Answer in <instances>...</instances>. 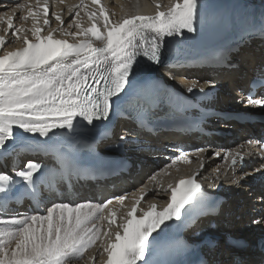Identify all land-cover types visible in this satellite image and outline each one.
Wrapping results in <instances>:
<instances>
[{
    "label": "snow or ice",
    "instance_id": "obj_1",
    "mask_svg": "<svg viewBox=\"0 0 264 264\" xmlns=\"http://www.w3.org/2000/svg\"><path fill=\"white\" fill-rule=\"evenodd\" d=\"M153 3L155 14L137 11L116 19L101 0H78L72 5L55 0L57 10L51 18L50 0H23L0 14V26L6 25L0 27L4 33L0 34V153L9 152L8 142L15 145L26 138L24 134L45 138L36 143L47 151L57 147L56 130L75 132L82 126L95 127L94 122L107 121L116 104L114 98H120L130 86L134 66L139 67L137 58L160 64L166 38L197 30L198 0H168L163 6L158 0ZM61 5H66L67 14L73 17L67 25ZM17 11L21 13L19 25L14 23ZM10 43L19 46L5 47ZM170 79L177 77L170 74ZM197 86L192 81L186 91L193 93ZM249 89L247 103L264 106V98H254L264 89V69L257 72ZM199 91L203 93L204 88ZM165 97L184 106L173 93L165 92ZM204 151L178 149L161 172L170 174L168 168L178 162L191 163L190 156L199 157ZM238 158L243 159L239 151H228L223 157L225 162L231 160L230 167ZM41 167L29 160L15 176L0 173V264H149L145 259L149 238L156 242L172 228L167 222L181 221L182 214L186 219L191 217L195 205L185 206L194 199L201 203L204 195L197 180L199 171L166 187L157 179L161 173H153L149 179L157 189L155 194L159 195V190L169 194L166 206L158 210L151 202L147 208L140 207L148 191L145 186L118 222L119 209L109 206L115 200L123 208L127 194L103 203L89 200L49 206L41 196L46 175ZM240 179L232 183L238 184ZM24 198L35 204L31 214L13 207Z\"/></svg>",
    "mask_w": 264,
    "mask_h": 264
},
{
    "label": "bare ground",
    "instance_id": "obj_2",
    "mask_svg": "<svg viewBox=\"0 0 264 264\" xmlns=\"http://www.w3.org/2000/svg\"><path fill=\"white\" fill-rule=\"evenodd\" d=\"M262 0H253L254 2H258ZM22 3L23 0H0V14H3L4 11L15 7L16 3ZM158 2L163 6L167 5L168 0H158ZM78 3V0H66V5H72ZM101 3L107 7L109 13L111 14V18H119L125 13L133 14L139 11L142 14H155L156 7L153 3V0H101ZM61 5L60 7L64 9V20L65 25H67L71 20L72 16L67 14V6ZM57 10L55 5V0H50V9L49 16L51 18V14L53 11ZM21 15L19 11H17V18L14 19V23L19 25L20 20L18 17ZM81 16L84 18V22L87 23V18L84 16V13H81ZM30 26V22L26 25ZM53 26H55V21L53 20ZM0 27H6L0 26ZM0 34H4L0 32ZM60 36L58 32L56 34ZM191 33H187L185 31L184 35L173 38H166L165 42L177 41L180 42L184 37H190ZM8 39L11 41V32L7 33ZM262 40L259 38H252L251 40L242 43L238 46L237 49L233 50L230 57L232 59V67L223 72H218L219 78H231L237 83H243L244 77H250L252 71L255 67V64L259 62L261 58V53L263 52V45L261 44ZM18 44L10 43L6 45V47H16ZM189 71H186L185 75H188ZM201 74V71H198ZM180 84L184 86H188V84L192 81L197 80H189L187 78H180ZM199 84V82H197ZM233 88V86H231ZM121 95V94H120ZM116 99V98H114ZM231 103H228L230 105ZM157 113H161L157 111ZM212 129H219L220 126L225 125L224 128H227V125L233 124L234 122L229 123H220L215 124V119L211 120ZM95 127L92 126H82L77 128L75 132H69L67 129L56 130L58 133L57 137V147L55 148L56 155L51 157H45L39 159L38 161H34L36 163L41 164V171L47 172V170L51 169L60 159H63V156L67 153H80L85 154L87 152L92 151L96 147H100L103 144H110L111 138L100 140L95 143L96 135L99 137L101 132V128H97V124L99 122H94ZM235 124V123H234ZM108 127L113 132L118 131V127L116 122L108 123ZM242 127L243 130L238 133L237 130L233 132L230 136H226L225 138L217 135L216 131H213L209 136L205 137L203 141H208V144L201 143V148H204L205 151L197 157L195 154L190 156L191 163L178 162L171 168L167 169V172L170 174H165L161 172V169H164L169 163L170 158L178 154V147L176 145L177 141H191L197 134L192 136H183L173 131H166L164 129H160L155 133L146 134L144 133L140 140H147L146 144H142L141 142L123 144L121 141L128 142V137L130 134H126L123 137H115L114 141L118 148H126L124 151L125 158H127V166L124 170L119 173L111 174L109 176L96 177L94 179L87 180H74L73 190L71 193L72 201L74 203H80L84 200L92 201L96 203H103L104 201L111 199L116 196L128 195V199L124 202V207L121 208L119 203L114 200L113 204L110 205V208L119 209L118 212V222L119 216L123 215L129 207L134 202V196L136 198L139 197L141 189H144L147 186V194L144 196L143 201L141 202L140 207L147 208L148 204L154 202L158 206V210L162 209L166 206L168 201L169 194L159 190V195H156L155 192L157 189L153 182L150 181L149 177L153 173L160 172L161 174L157 177L158 181H162L165 187L168 183H177L181 177H185L188 173L193 174L199 171L200 175L197 176V179L206 184L209 187H220L223 194L226 195V200L223 204L222 209L218 212V219H220V223L217 224H205V228H211L212 230L221 233L223 236L219 244H215L214 247L210 250L208 254H206L205 259L207 264H230L228 259L231 256H227L223 253L225 247L226 238H239L244 236L245 239L250 243V246L241 251L243 252V258L249 264H254L256 258L258 256V251L252 246L253 241L256 240L259 236L264 235V222L259 218V215L253 214L254 210L253 205L260 206L264 208V200L260 198L258 194H262L264 196V174L263 167L260 165L263 163V157H260L255 150L253 143H247V138L249 137V133H264V124L261 123H246L245 125L238 126ZM17 135H19L17 133ZM51 135V134H50ZM26 137L24 140H17L15 145L12 142H8L6 145L9 148V152H4L3 160L7 162L8 157L11 156L12 152L17 155L21 154V151L18 149L23 144H33L34 141H41V137L37 134L36 136H31V134H24ZM238 136V138H236ZM45 139V138H42ZM222 140L227 141L228 144L221 145L220 142ZM233 140V142H230ZM63 145V147H60ZM128 145V146H127ZM111 146V145H110ZM228 151H232L236 153L240 152V155H246L247 158L254 160L253 164L250 166L242 167L237 163L234 167L229 166L228 162H225L223 157L226 155ZM191 152V151H190ZM220 153V156H216L215 153ZM3 153V152H2ZM6 156H8L6 158ZM24 159V158H23ZM25 160H31L32 158H25ZM239 160V158H238ZM200 161L203 162L204 167L200 168ZM17 163L13 167L11 164L3 165L0 163V173L7 172L10 175L15 176V171L22 168L21 166H16ZM219 169V172L216 171ZM39 176V172L34 174V178ZM46 177V175L44 176ZM238 184L232 183L233 179L240 178ZM42 197L48 205L51 203L58 202H69V195L67 190L60 191L61 196L57 197L53 193H49L47 189H44L42 186ZM258 195V196H257ZM49 197V198H47ZM76 201V202H75ZM15 208V205H13ZM28 207H30L28 205ZM19 212L21 213H29L28 211H23L21 209ZM30 212L29 214H31ZM227 213V216L224 214ZM139 215V213H138ZM239 218V219H238ZM190 220H182L181 221H169L167 223L172 224V228L169 229L165 235L160 239L175 235L179 232L185 231L187 233H195L203 227H195L192 231V228L189 227ZM226 221V223H224ZM259 221V222H257ZM164 226H162L163 229ZM156 233H153L155 236ZM150 240V249L149 252L146 253L145 259H148L151 254L155 251L159 241L152 242L151 237ZM95 251V249L93 250ZM227 252V251H226ZM91 253L86 254L90 255ZM77 264H83V262H77ZM142 264V262H140Z\"/></svg>",
    "mask_w": 264,
    "mask_h": 264
},
{
    "label": "rangeland",
    "instance_id": "obj_3",
    "mask_svg": "<svg viewBox=\"0 0 264 264\" xmlns=\"http://www.w3.org/2000/svg\"><path fill=\"white\" fill-rule=\"evenodd\" d=\"M84 202V201H83Z\"/></svg>",
    "mask_w": 264,
    "mask_h": 264
}]
</instances>
